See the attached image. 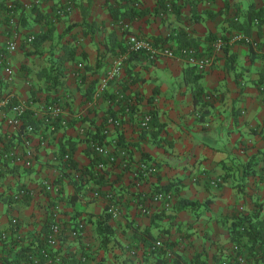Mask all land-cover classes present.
<instances>
[{
	"label": "crops",
	"instance_id": "0c3cea01",
	"mask_svg": "<svg viewBox=\"0 0 264 264\" xmlns=\"http://www.w3.org/2000/svg\"><path fill=\"white\" fill-rule=\"evenodd\" d=\"M113 2L0 1V97L12 91L35 119L33 162L26 168L7 163L0 172V262L23 257L42 242L47 224L57 220L66 227L83 224L77 238L65 230L55 251L63 264H173L153 252L155 240L169 244L180 264H219L230 252L231 216L264 202V62L259 50L264 49V20H252L248 30L234 25L250 7L264 11V0H138L129 4L139 13L126 22L112 16L108 4ZM26 3L31 6L25 8ZM180 30L190 42L178 38ZM236 30L257 41L259 49L244 42L226 44L204 71L177 56L149 60L143 53L132 54L99 90L125 50L129 32L174 51L193 46L200 55L210 51L216 37ZM30 35L34 38L27 42ZM13 39L16 49L7 51ZM3 56L15 71L11 82L4 79ZM197 85L201 91L195 104ZM54 103L62 106L63 116L44 123L43 110ZM151 113L163 126L142 128V117ZM12 115L8 108L0 111V153L19 144L20 131L7 123ZM108 117L118 118L119 125ZM156 130L160 143L153 139ZM98 138L112 150L116 143L125 147L126 165L105 162L98 168L96 155L86 148ZM61 148L69 151L77 172L61 158ZM140 160L154 163L155 171L135 179ZM245 168L253 172L243 175ZM74 174L82 180L78 185ZM44 180L54 188L47 191ZM168 184L176 188V200L209 201L196 212L159 213L148 197ZM19 186L29 196L7 204L6 196ZM107 193L119 213L108 220L111 235L103 245L95 220L111 202ZM142 201L151 213L139 211ZM222 216L229 218L222 222Z\"/></svg>",
	"mask_w": 264,
	"mask_h": 264
},
{
	"label": "built area",
	"instance_id": "2783aa9c",
	"mask_svg": "<svg viewBox=\"0 0 264 264\" xmlns=\"http://www.w3.org/2000/svg\"><path fill=\"white\" fill-rule=\"evenodd\" d=\"M1 1V0H0ZM25 8L30 7L31 4H23ZM61 13V11H60ZM14 24V23H13ZM16 25V24H15ZM128 24L124 23L123 28H127ZM13 37L16 38L18 35L17 30L12 33ZM34 36L30 35L27 38V42H31ZM244 42L254 48H258L257 41L253 40L249 35H247L243 30H236L229 36H218L211 44V49L208 53L198 55L196 49L193 46H184L174 51L168 47L162 46L160 44L155 45L151 43L148 39L137 36L134 33H128L126 38V48L121 55H119L113 62L110 69L107 71L106 75L102 78L100 82L99 90L105 89L109 80L114 79L115 76L119 74L123 68L124 62L128 56L132 53H143L149 60H154L158 55L168 56V57H180L184 59L187 63L193 65L198 71L206 70L213 63L216 53L221 51L226 44ZM16 49V43L10 40L6 45L7 51H13ZM261 50L262 59L264 62V49ZM7 58L3 56V73L6 82H11L14 79L15 71ZM5 108L10 109L13 112L11 117L7 118V123L17 128L19 132V144L15 148L4 149L0 153V172H3L7 166V163H13L21 167H29L35 157V149L32 145L31 135L34 132V127L31 124H26L24 129H20L23 124V113L27 109V105L16 98L12 91L7 92L2 97H0V111H4ZM63 108L61 105L54 103L47 105L41 115V119L44 123H50L53 120L60 119L63 116ZM152 116L151 114H146L141 119V126L144 129L150 127ZM108 122L110 124L119 125L120 120L118 118L109 117ZM91 149L99 156L97 167L101 168L105 162L116 163L125 166L127 163V149L123 146H118L116 143V148L111 149L105 143L99 141L90 142ZM67 156H65L66 158ZM155 171V165L152 162L146 160L138 161L134 166L133 177L135 179H144L151 176ZM219 180H214L212 183L217 185ZM43 185L47 191L54 188L51 182L44 180ZM94 196H98L99 192L95 190L93 192ZM109 199L110 194L105 195ZM149 201L151 204L159 206V210H164L169 212L176 201V196L173 191H154L149 194ZM138 209L143 214H149L152 208L149 204L145 202H140L138 204ZM239 209H242L241 207ZM108 211L113 217L118 215V209L115 204L111 201L108 205ZM16 218H12L11 222L16 223ZM65 230L69 236L77 238L83 234V224L79 222L76 226L66 227L63 223L57 220H52L49 224L48 231L43 235L42 242L37 247L35 246V251H31L28 254V260L31 264H63V257L55 253L57 248L61 243V238L64 235ZM156 246L163 247V242L157 240ZM259 254H264V246L260 249ZM130 255H135V251H131ZM172 253H168V257L171 259ZM81 262L86 260L84 255L80 256ZM81 264V263H77ZM219 264H264L261 260H250L246 257L245 253L242 251L241 246L238 243H232L230 246V252L228 256L221 258Z\"/></svg>",
	"mask_w": 264,
	"mask_h": 264
},
{
	"label": "trees",
	"instance_id": "16d2710c",
	"mask_svg": "<svg viewBox=\"0 0 264 264\" xmlns=\"http://www.w3.org/2000/svg\"><path fill=\"white\" fill-rule=\"evenodd\" d=\"M130 2L138 3V0H115V2L108 4V8L114 18H118L122 22H126L129 19L136 16L140 11V9L137 6L130 5L131 4ZM263 12L264 11L262 9H254L250 7L249 10L244 14L242 20H240L239 17L237 20H234L235 28H244L245 30H248L249 24L252 22V20L254 19L256 20L258 19L259 21H261L262 19L264 20V17H262ZM180 36L184 37V40H187L188 42H190L186 34L182 32V30L178 32V38H180ZM132 54H137V53H132ZM132 54H130L128 58H130ZM52 79L55 80V77L52 76ZM200 91H201V88L199 85H197L193 91L195 104L197 103V99H198V95ZM204 113L205 112L203 111V115ZM30 116H31L30 112L26 109L23 113V124L20 126V129H24L26 124H31L34 127L35 119L31 118ZM151 116H152L151 124L153 126L157 128L160 126H163L155 119L153 113H151ZM60 119H56L53 121H57ZM152 134H153V139L156 142L160 143V138H157V135L159 134V130H156ZM96 141L103 142L102 138H98V140ZM86 148L88 149L87 150L88 152L92 151L96 155V161L98 162L99 156L88 146ZM60 155H61V158H63V160L65 161V163L69 165V167L74 168L76 172L78 171L77 166L75 165V162L72 156L70 155L69 151L65 150L64 148H61ZM65 156L67 157L65 158ZM250 160H251V157L249 158V161ZM252 172L253 170L248 171L245 168V170L243 171V175H247L248 173H252ZM78 179L81 180V178L79 177V174L78 175L74 174V179L72 181L75 185H78L77 184ZM156 191L176 192L177 190L176 188H174L173 184H168L166 186H163L162 188H159ZM28 196H29V191L25 187L19 186L15 191L9 193L6 196L5 202L11 205L12 203L22 202L24 199H27ZM110 199L111 197L109 198V200ZM208 201L209 200H206L204 202H199V201H192V200L182 199V198L177 199L175 203L173 204L170 211L172 210L179 211L183 209H189L193 212H196V210L200 208L201 206H206ZM255 206L256 207L251 212L245 213V212L239 211V212L234 213L231 216V220L228 224V231H229L231 242L238 243L241 246L242 251L245 253L248 259L264 261V254L263 255L259 254L260 249L264 246V202H257ZM158 212L166 213V214L169 213V212H165L164 210H159ZM110 218H112V214L108 211V206L104 207L102 213L96 215L95 224L97 226L96 228H97L98 234L101 235V244L103 245L107 243L108 241L107 239L111 235V232H110L111 229L107 223ZM228 218L229 217L227 216H222V217H219L218 219L221 220L222 222H226ZM51 222L52 221H50L47 224L48 228L46 232L48 231L49 224ZM156 241L157 240H155L154 242H152V244H150L151 249L153 250V252H155V254L159 255L161 259H164V260L166 259V261L168 260L172 262L173 264H180L179 256L173 253V250L169 244L167 245V244H164L163 242V247H159L155 245ZM35 250H36L35 247L31 249V251H35ZM31 251L29 250L26 251L23 254V257H20L19 255L17 256L15 260L8 261L6 259L5 261H1L0 264H31L30 261L28 260V254ZM134 251L136 253V250ZM169 252L173 254L171 259L168 257ZM195 258L196 260H198V255H195ZM157 263L161 264L158 261Z\"/></svg>",
	"mask_w": 264,
	"mask_h": 264
}]
</instances>
